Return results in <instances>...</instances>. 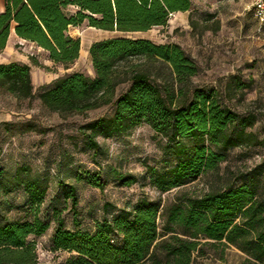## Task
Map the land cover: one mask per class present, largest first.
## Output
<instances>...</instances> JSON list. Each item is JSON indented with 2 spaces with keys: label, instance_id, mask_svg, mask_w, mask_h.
I'll list each match as a JSON object with an SVG mask.
<instances>
[{
  "label": "trees",
  "instance_id": "16d2710c",
  "mask_svg": "<svg viewBox=\"0 0 264 264\" xmlns=\"http://www.w3.org/2000/svg\"><path fill=\"white\" fill-rule=\"evenodd\" d=\"M191 5L192 0H4L0 51L13 28L20 38L45 49L53 64L67 69L80 51V38L68 33L70 25L87 20L88 25L103 30L147 31L166 26L172 13ZM69 6L77 9L68 13ZM88 53L93 76L66 70L41 86L37 95L42 105L61 116L86 115L102 105L112 106L110 114L91 117L80 126L100 169L98 156L104 147L97 137L127 134L141 123L165 138L163 151L174 161L163 170L146 166L151 184L162 192L216 169L231 147H264V135L259 138L249 130L258 114L239 112L224 101L218 89L193 84L199 65L178 43L112 36L92 41ZM29 59L40 64L33 54ZM234 81L239 87L247 85L240 79ZM125 82L126 89L116 94ZM0 90L17 100L31 101L36 90L30 65L0 62ZM111 173L121 185L138 181L137 175L117 168ZM262 173L254 168L241 173L235 184L166 203L161 197L141 196L130 207L114 210L111 202L104 201V215L90 230L77 217L75 186L61 182L72 203L74 228L66 227L57 216L52 246L69 255L55 264H192L205 254L206 244L215 242L246 252V264H264ZM79 179L100 189L106 183L101 170L88 171ZM17 188L38 208L47 184L26 165L18 166L13 174L0 169V190L8 193ZM47 228L48 222L37 213L24 220L1 216L0 264H43L28 237Z\"/></svg>",
  "mask_w": 264,
  "mask_h": 264
},
{
  "label": "rangeland",
  "instance_id": "374dc122",
  "mask_svg": "<svg viewBox=\"0 0 264 264\" xmlns=\"http://www.w3.org/2000/svg\"><path fill=\"white\" fill-rule=\"evenodd\" d=\"M251 3L252 0H192L187 18H177L172 13L166 26L153 27L146 32L94 30L87 20L79 24L74 32L80 40L82 33L91 31L92 39L96 40L134 36L150 38L158 43H178L199 65L198 73L192 77L193 84L218 89L224 101L239 112L257 113L258 118L249 130L262 138L264 23L256 20ZM76 9L69 6L67 12L73 13ZM18 50L21 51V48ZM38 56L40 64L30 61L36 90L31 101L17 100L0 90V169L13 174L18 166H29L32 173L46 180V195L36 208L27 202L22 188L8 193L0 190V217L24 220L32 219L37 213L48 222V228L43 233L28 237L36 245L41 263L55 264L69 255L65 249H54L51 242L57 216L63 218L66 227L74 228L72 203L65 196L61 182L75 186L77 217L80 225L88 230L103 217L104 201L111 202L114 210L130 207L141 196L152 200L161 197L163 203L177 201L185 196L200 195L235 184L241 173L254 168L263 170L260 193L264 196V147L259 144L231 147L227 158L216 169L204 172L185 185L160 191L151 184L145 173L146 166L163 170L174 161L163 151L165 138L147 123L139 124L127 134L108 138L98 136L104 147L103 154L98 156L100 169L92 159V150L84 142L80 126L91 117L110 114L112 106L102 105L86 115L73 113L61 116L42 105L37 95L41 86L49 85L53 78L66 70H81L93 76L89 53L83 52L67 69L62 65L46 64L41 54ZM235 79L247 85L239 87L234 83ZM127 86L126 82L122 83L116 94ZM112 168L133 173L138 176V181L121 185L113 177ZM94 170H101L106 181L103 189L79 179L82 174ZM204 250L205 254L196 257L192 264H246L248 256L235 245L221 242L206 244Z\"/></svg>",
  "mask_w": 264,
  "mask_h": 264
},
{
  "label": "crops",
  "instance_id": "0c3cea01",
  "mask_svg": "<svg viewBox=\"0 0 264 264\" xmlns=\"http://www.w3.org/2000/svg\"><path fill=\"white\" fill-rule=\"evenodd\" d=\"M3 9H4V0H0V12L3 11ZM189 13H190V8L188 10L174 12L176 17L181 18V19L187 18ZM76 28H77V26H73V25L69 26L68 33L72 37H77V34L74 32L76 30ZM93 29L94 30H101V29H99V28L97 29L95 27H93ZM138 32H145V31H138ZM93 40H96V39L91 38L89 45L91 44V42ZM18 48H21V51H19ZM81 49H82V40H80V51H79L78 58L83 53V52H81ZM13 53H16V54H13ZM30 54H33L38 59H39L38 55L41 54V56L44 58L46 64H53V62L48 58V52L45 49L37 46L35 43H33L31 41L20 38L15 33L14 29L12 28L11 32L8 36V40L6 42L4 49L2 51H0V62H8V61H12V60L25 62V63H28L30 65V72H31V62L29 59ZM9 56H12V57L10 59L3 60V58H8ZM77 59H76V61H77ZM76 61L74 63H76Z\"/></svg>",
  "mask_w": 264,
  "mask_h": 264
},
{
  "label": "built area",
  "instance_id": "2783aa9c",
  "mask_svg": "<svg viewBox=\"0 0 264 264\" xmlns=\"http://www.w3.org/2000/svg\"><path fill=\"white\" fill-rule=\"evenodd\" d=\"M251 9L256 20L263 24L264 23V0H252Z\"/></svg>",
  "mask_w": 264,
  "mask_h": 264
},
{
  "label": "bare ground",
  "instance_id": "6f19581e",
  "mask_svg": "<svg viewBox=\"0 0 264 264\" xmlns=\"http://www.w3.org/2000/svg\"><path fill=\"white\" fill-rule=\"evenodd\" d=\"M90 32L91 31H89V33L88 32L82 33V39H81L82 40V49H81V52H88V49L86 47L88 46L90 39L92 38V35H93V33H90ZM98 36H99V34H98Z\"/></svg>",
  "mask_w": 264,
  "mask_h": 264
}]
</instances>
